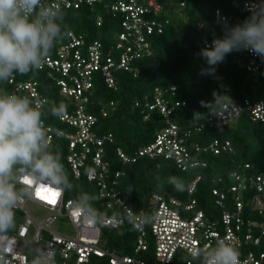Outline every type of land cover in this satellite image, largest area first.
Masks as SVG:
<instances>
[{
	"label": "built area",
	"instance_id": "built-area-1",
	"mask_svg": "<svg viewBox=\"0 0 264 264\" xmlns=\"http://www.w3.org/2000/svg\"><path fill=\"white\" fill-rule=\"evenodd\" d=\"M165 2L186 4V0H44L45 4L61 12L103 3L102 9L121 20V31L116 34L113 47L117 53L115 57L106 52L100 40L87 43L83 37L69 32L64 41L57 43L55 56H49L41 68L49 70V77L56 81L62 95L75 104L63 119H58L64 128L47 126L44 122L49 143L51 145L55 139L68 141L67 160L74 178L86 177L88 182L94 183L97 200L108 209L118 206L124 212L127 210L125 207H130L117 189L123 172L118 171L112 176L111 163L106 160L105 144L114 143V138L112 135L101 137L95 131L98 117L87 110V94L94 87L96 74L112 90L118 87L116 71L131 72L134 77L139 75L134 64L152 55L151 38L163 33L160 15ZM212 38L220 37L214 33ZM252 56L254 60L249 70L256 71L259 66L255 61L257 57ZM9 85H13L14 90L8 93L28 96L34 102L44 98L36 82L17 83L12 77ZM170 91L175 92L176 88ZM168 92L156 88L152 99L144 98L146 109L158 111L165 119V128L152 143L131 153L118 148L116 158L121 165H134L144 159H164L174 162L182 171L205 168L207 163L194 160V153L230 154L232 145L229 141L220 140H214L205 147L193 144L189 140L192 130L200 132L204 125L214 120L227 125L245 109L251 112L254 121L264 125L263 101L253 107L248 103L247 107L229 105L216 111L204 123L195 122L191 131H183L171 119L176 108L185 104L172 106L166 99ZM136 106H139L138 102ZM106 107L101 111L103 117L108 116V108H115V104L111 102ZM148 118L149 115H144L143 120ZM251 168L245 165L231 173V186L212 191L217 214L207 215L196 210V200L191 198L184 202L168 194H154L146 208L139 211L130 208L140 217L148 213L155 215L153 222L145 226H133L127 219L102 217L98 222L89 219L74 207L72 199H66L64 190L41 185L36 187L34 196L21 201L16 211L25 218V222L18 226L16 234L9 233L11 239L0 243V247L10 246L5 255L10 264H32L34 257H39L42 264H199L193 249L214 246L217 240L223 239L239 252L240 264H264V175L250 172ZM200 180L198 176L184 189L190 197ZM26 183L31 184V181ZM27 203L44 209L47 216L37 219L27 209ZM61 220L72 229L73 235L53 229V225ZM126 224L137 233L131 254L112 249L104 241L105 231L120 230Z\"/></svg>",
	"mask_w": 264,
	"mask_h": 264
},
{
	"label": "trees",
	"instance_id": "trees-1",
	"mask_svg": "<svg viewBox=\"0 0 264 264\" xmlns=\"http://www.w3.org/2000/svg\"><path fill=\"white\" fill-rule=\"evenodd\" d=\"M245 2L246 0H186L185 6L177 2H165L160 15L163 33L151 38L152 55L134 64L139 75L134 77L131 72L116 71V90L109 89L101 77L95 75L94 87L87 94V110L98 117L95 128L98 135H112L114 138V143L105 144L106 160L111 163L112 176L118 171L123 172L117 189L122 200L131 209L139 211L146 208L154 194H168L184 202L194 199L197 203L196 210H202L207 215L217 214L212 191L231 186V173L249 165L252 167L250 172L264 175V125L260 121H254L247 109L227 125L214 120L211 124L204 125L200 132L191 131L195 122L204 123L205 119L213 117L219 110L212 106L209 111V108L201 105L202 101L207 104L213 100V92H226L235 105L241 107H247V103L253 107L264 101V61L257 57L255 61L259 65L258 69L250 71L249 66L254 57L246 51L227 55L224 62L216 67L214 77L199 74L206 65L197 54L206 43L213 40L214 33L223 37V19L228 24H236L248 15L244 11ZM103 3L62 12V36L55 42L49 56H55L57 43L64 41L67 34L73 32L78 37H83L87 43L100 40L106 52L115 57L117 53L113 47L116 32L121 31V20L119 16L102 9ZM99 19L101 25L98 24ZM13 77L17 83L36 82L40 95L51 102L64 103L66 113L75 107L73 102L62 95L56 81L49 77V70L40 69L23 75L14 73ZM9 80L0 84V91L14 90V86L9 85ZM174 87L176 91L171 92ZM156 88L169 91L166 99L172 106L175 103L185 104L176 108L171 120L178 123L183 131H191L189 140L193 144L205 147L214 140L229 141L233 152L219 156L194 153V160L204 161L207 166L186 171L164 159H144L134 165H121L116 158L118 148L131 153L152 143L166 126L165 119L158 111L151 112L145 107L144 98L152 99ZM111 102L115 104V108H108V116L103 117L101 111ZM137 102L139 106H136ZM194 114L199 115L194 118ZM144 115H149L147 121L143 120ZM43 119L47 126L64 128L51 115ZM50 147L54 153L61 155V163L72 185L70 190H64L66 199L75 201L81 193H87L92 197V207L102 217L116 218L117 213H123L118 206L112 209L103 207L96 198L97 186L88 182L86 177L80 180L74 178L67 160L68 141L55 139ZM198 176L201 180L190 197L184 189ZM16 214L19 215L17 211ZM108 235V247L131 254L137 233L129 224L120 230H108L107 237Z\"/></svg>",
	"mask_w": 264,
	"mask_h": 264
},
{
	"label": "clouds",
	"instance_id": "clouds-1",
	"mask_svg": "<svg viewBox=\"0 0 264 264\" xmlns=\"http://www.w3.org/2000/svg\"><path fill=\"white\" fill-rule=\"evenodd\" d=\"M248 15L236 24L224 20V35L214 38L197 54L206 67L201 76H215L216 67L233 52H248L264 61V0H248ZM219 16V10H217ZM63 13L44 3V0H0V84L14 73L28 74L40 70L47 62L55 42L62 36ZM201 105L219 110L229 105L237 107L227 93L213 92V100ZM64 103L46 98L34 102L28 96L0 91V243L10 240L9 233L16 229V210L21 201L34 196L36 187L44 185L70 190L72 185L61 163V155L50 147L44 117L63 119ZM199 114H194V118ZM31 181V184L26 181ZM92 197L81 193L74 207L87 218L99 221L91 204ZM116 219H127L133 226L149 225L155 215L132 212L125 207ZM139 217V218H138ZM9 245L0 247V264ZM199 264H240L239 252L225 240L214 246L193 249ZM46 259V258H45ZM32 264H42L34 257Z\"/></svg>",
	"mask_w": 264,
	"mask_h": 264
},
{
	"label": "rangeland",
	"instance_id": "rangeland-1",
	"mask_svg": "<svg viewBox=\"0 0 264 264\" xmlns=\"http://www.w3.org/2000/svg\"><path fill=\"white\" fill-rule=\"evenodd\" d=\"M119 32H116V34H118ZM27 209L37 219H44L47 216V211H45L44 209L36 207L32 203H27ZM24 222H25V218L23 216H21L20 214L19 215L16 214V229H15V231L11 232L10 234H16L18 231V226ZM63 222H65V221L61 220L58 223L54 224L53 229L57 232H61V233L65 232V233L73 235L72 229L69 228L67 226V224H64ZM105 238H104V241L108 245L109 240H107V239L110 238V236L108 235V237H107L106 231H105Z\"/></svg>",
	"mask_w": 264,
	"mask_h": 264
}]
</instances>
